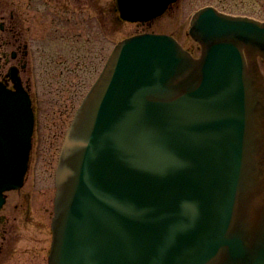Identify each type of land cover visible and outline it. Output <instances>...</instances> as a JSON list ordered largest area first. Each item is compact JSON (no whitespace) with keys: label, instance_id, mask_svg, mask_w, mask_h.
Here are the masks:
<instances>
[{"label":"water","instance_id":"water-1","mask_svg":"<svg viewBox=\"0 0 264 264\" xmlns=\"http://www.w3.org/2000/svg\"><path fill=\"white\" fill-rule=\"evenodd\" d=\"M175 0H117L147 21ZM117 44L67 130L50 264H264V23L197 11ZM28 98L0 88V196L20 182Z\"/></svg>","mask_w":264,"mask_h":264},{"label":"rangeland","instance_id":"rangeland-1","mask_svg":"<svg viewBox=\"0 0 264 264\" xmlns=\"http://www.w3.org/2000/svg\"><path fill=\"white\" fill-rule=\"evenodd\" d=\"M205 5L264 21V0H179L145 30L169 34L197 56L199 47L188 35L189 21ZM112 8L113 0H0V19L4 17L7 25L11 22L22 40L29 37L35 47L33 94L43 107L35 128L36 139H41L37 183L41 197L48 198L44 205L48 211L51 166L72 106L113 45L144 30L141 25L118 22ZM260 67L264 76V62Z\"/></svg>","mask_w":264,"mask_h":264},{"label":"flooded vegetation","instance_id":"flooded-vegetation-1","mask_svg":"<svg viewBox=\"0 0 264 264\" xmlns=\"http://www.w3.org/2000/svg\"><path fill=\"white\" fill-rule=\"evenodd\" d=\"M112 11L115 13L114 4ZM11 18L14 19L13 16ZM5 33L7 37L4 36ZM7 46H11V49L7 50ZM35 68L33 42L29 37L22 40L21 32L16 31L11 22L7 25L4 17H1L0 84L11 90L22 87L29 95L34 111L41 117L43 112L42 102H38L33 94L35 91ZM98 73L99 67L92 81ZM84 92L81 93L72 106L70 114L81 100ZM40 143L41 139L38 138L37 140L36 135H34L23 185L17 190L6 193L4 203L0 208V264H48L51 236L48 221L50 222L51 217L53 192L50 198L51 210L48 211L49 208L44 207V205L46 206L45 203L48 202V198L41 197L37 183ZM57 149L58 144L55 152ZM53 167L54 161L50 173L51 184ZM51 186L53 190V184ZM45 211L47 213H43ZM48 217L49 220H47ZM11 220L14 224H11Z\"/></svg>","mask_w":264,"mask_h":264}]
</instances>
